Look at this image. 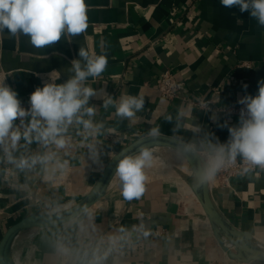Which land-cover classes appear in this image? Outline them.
Returning a JSON list of instances; mask_svg holds the SVG:
<instances>
[{
	"label": "crops",
	"instance_id": "obj_1",
	"mask_svg": "<svg viewBox=\"0 0 264 264\" xmlns=\"http://www.w3.org/2000/svg\"><path fill=\"white\" fill-rule=\"evenodd\" d=\"M85 2L88 28L75 37L62 36L36 48L26 35L13 36L7 29L0 33V78L18 92L23 106L28 107L29 95L49 82L52 72L59 73L60 84L74 76V60L83 68L81 48L91 57L106 55L108 61L99 77L84 82L96 93L87 106L95 109L93 124L103 125L99 134L88 136L74 123L65 133L69 147L49 146L61 163L67 161L65 169L53 171V164L38 163L21 170L0 148V241L26 214L59 211L78 202L119 149L153 128L187 141L201 154L208 152L209 141L226 143L229 133L218 125L236 126L239 116L200 109L190 99L237 101L245 94L242 84L254 95L257 81L264 78V28L237 7L225 8L220 0ZM167 68L181 87L180 96L171 100L157 88ZM122 96L143 97V108L131 118L117 115ZM109 98L113 103L106 107ZM115 134L122 140L116 141ZM46 150L32 143L18 146L13 156L19 160ZM149 150L165 163L150 162L144 168L145 191L139 198H124L116 171L104 194L75 218L20 230L10 259L15 264H81L85 252L90 258L98 246L107 250L109 236H123L104 264H264L240 261L224 249L195 193L196 176L178 150ZM6 166L11 167L9 184L3 180ZM209 189L219 211L252 233L251 244L264 248V168L245 165L227 179L216 174Z\"/></svg>",
	"mask_w": 264,
	"mask_h": 264
},
{
	"label": "clouds",
	"instance_id": "obj_2",
	"mask_svg": "<svg viewBox=\"0 0 264 264\" xmlns=\"http://www.w3.org/2000/svg\"><path fill=\"white\" fill-rule=\"evenodd\" d=\"M220 3L228 9L237 7L241 14L247 12L250 18L264 28V0H220ZM87 28L85 0H0V33L7 29L13 36L26 35L36 48L50 46L60 41L62 36L75 37ZM79 56L86 61V65L82 68L80 60H74L71 69L74 76L65 83H56L59 73L52 72L49 82L36 87L29 95L27 108L19 99L18 92L0 78V148L7 161L16 168L31 169L39 163L45 166L53 164V171L63 170L67 161L61 163L57 153L49 146L57 150L69 147L70 139L65 133L74 123L82 125L85 133L93 137L103 127L102 124H93L90 119L95 109L87 105L96 93L92 87L85 86L84 82L88 77H99L104 72L107 57H91L84 48L79 50ZM257 85L258 90L253 95L247 93L248 85L242 84L245 94L237 100L241 106L238 124L231 127L227 123L218 125L221 129H227V142H208L207 162L200 176L201 184L213 181L226 164L236 162L237 156L242 157L247 165L264 168V78L258 80ZM112 103L109 98L105 106ZM143 105V97L122 96L116 112L121 117L131 118ZM84 116L89 119H84ZM158 134L159 129L153 128L151 135ZM21 140L23 145L20 144ZM32 143L47 150L43 154L21 156L19 160L13 156L18 146L26 148ZM151 160L152 153L142 149L138 156L125 157L119 162L117 174L122 182V195L125 199L139 198L144 193V168ZM124 231L120 229V232ZM123 239V236H109L107 250L101 251L98 246L91 250L90 258L89 253L85 252L81 264H104L109 253ZM62 252L66 256L72 255L67 249H62Z\"/></svg>",
	"mask_w": 264,
	"mask_h": 264
},
{
	"label": "water",
	"instance_id": "obj_3",
	"mask_svg": "<svg viewBox=\"0 0 264 264\" xmlns=\"http://www.w3.org/2000/svg\"><path fill=\"white\" fill-rule=\"evenodd\" d=\"M158 146H167L178 150L190 164L196 176L194 190L197 198L213 226L215 234L221 239L228 254L244 262L264 261V248L250 243L253 237L252 233L239 229L229 221L215 205L209 189V182L200 183V176L206 165L204 156L195 147H190L192 145L187 141L176 136L159 133L156 136L143 135L119 149L106 163L89 192L75 204L63 210L49 213H28L10 225L0 241V263L15 264L10 259L9 251L14 237L20 230L31 227L55 226L75 218L104 194L123 158L134 156L140 153L142 149L149 150ZM231 246L234 247V250L231 249Z\"/></svg>",
	"mask_w": 264,
	"mask_h": 264
},
{
	"label": "built area",
	"instance_id": "obj_4",
	"mask_svg": "<svg viewBox=\"0 0 264 264\" xmlns=\"http://www.w3.org/2000/svg\"><path fill=\"white\" fill-rule=\"evenodd\" d=\"M157 88L160 91L161 95L167 99L171 100L180 96V91H181L180 84L176 78L175 73L169 68L165 69L161 73ZM190 102L200 109L208 110V111H219L225 116H230V115L239 116V110L241 107L239 104H237V101L222 103L210 97L192 98L190 99ZM24 107L27 108V106ZM112 137L115 138L116 141L117 140L121 141L123 138L122 135L119 134L112 135ZM207 154L208 152L202 154L204 156L205 163L207 162ZM245 165L247 164H245L243 160L236 158V162L234 164H226L217 173V175L227 179L241 172V170ZM3 180L6 181L8 184L11 182L10 166H6L3 174Z\"/></svg>",
	"mask_w": 264,
	"mask_h": 264
},
{
	"label": "rangeland",
	"instance_id": "obj_5",
	"mask_svg": "<svg viewBox=\"0 0 264 264\" xmlns=\"http://www.w3.org/2000/svg\"><path fill=\"white\" fill-rule=\"evenodd\" d=\"M152 153V152H151ZM150 162L153 163H165V159L163 157H159L158 155L152 154V160Z\"/></svg>",
	"mask_w": 264,
	"mask_h": 264
},
{
	"label": "bare ground",
	"instance_id": "obj_6",
	"mask_svg": "<svg viewBox=\"0 0 264 264\" xmlns=\"http://www.w3.org/2000/svg\"><path fill=\"white\" fill-rule=\"evenodd\" d=\"M150 151V150H149Z\"/></svg>",
	"mask_w": 264,
	"mask_h": 264
}]
</instances>
